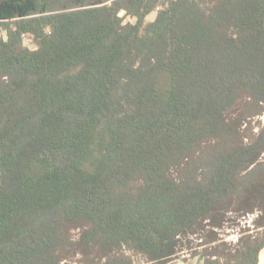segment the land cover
I'll list each match as a JSON object with an SVG mask.
<instances>
[{"label":"trees","instance_id":"16d2710c","mask_svg":"<svg viewBox=\"0 0 264 264\" xmlns=\"http://www.w3.org/2000/svg\"><path fill=\"white\" fill-rule=\"evenodd\" d=\"M263 115L264 0H0V264H258Z\"/></svg>","mask_w":264,"mask_h":264},{"label":"rangeland","instance_id":"374dc122","mask_svg":"<svg viewBox=\"0 0 264 264\" xmlns=\"http://www.w3.org/2000/svg\"><path fill=\"white\" fill-rule=\"evenodd\" d=\"M123 14V13H122ZM157 11L152 12L147 20L152 21L155 19ZM126 21H135L132 17H127ZM26 44L30 47H34V43L30 39H26ZM264 122V115L260 118ZM261 211H256L255 213L248 215L232 214L231 218L226 222L222 229L218 230V237L221 239L220 242L225 241L231 247H235L237 244H242V238H262L264 237L263 228L258 227L257 219L261 216ZM79 230L75 231V235H78ZM206 232H201L199 234L193 235L189 238H184L181 245L183 246V251L180 252L176 258L169 264H173L180 261H189L201 256L205 258L203 250L209 249L213 250L212 247H207V245H201L205 239ZM241 240V242H240ZM199 252L197 255H192L193 252Z\"/></svg>","mask_w":264,"mask_h":264},{"label":"crops","instance_id":"0c3cea01","mask_svg":"<svg viewBox=\"0 0 264 264\" xmlns=\"http://www.w3.org/2000/svg\"><path fill=\"white\" fill-rule=\"evenodd\" d=\"M203 262H204V258L199 256L198 258L193 259V260L180 261V262H176V263H173V264H203ZM258 264H264V248L260 252V260H259Z\"/></svg>","mask_w":264,"mask_h":264},{"label":"built area","instance_id":"2783aa9c","mask_svg":"<svg viewBox=\"0 0 264 264\" xmlns=\"http://www.w3.org/2000/svg\"><path fill=\"white\" fill-rule=\"evenodd\" d=\"M26 39H29V38H26Z\"/></svg>","mask_w":264,"mask_h":264}]
</instances>
